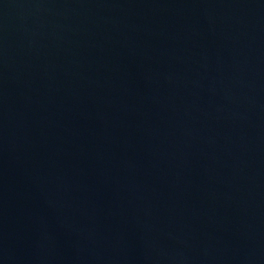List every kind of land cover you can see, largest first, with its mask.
Wrapping results in <instances>:
<instances>
[{"label":"water","instance_id":"water-1","mask_svg":"<svg viewBox=\"0 0 264 264\" xmlns=\"http://www.w3.org/2000/svg\"><path fill=\"white\" fill-rule=\"evenodd\" d=\"M0 264H264V0H0Z\"/></svg>","mask_w":264,"mask_h":264}]
</instances>
